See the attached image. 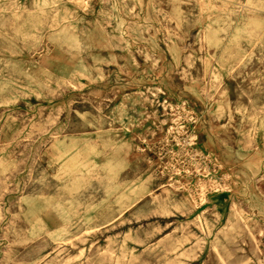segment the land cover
<instances>
[{
	"label": "rangeland",
	"instance_id": "374dc122",
	"mask_svg": "<svg viewBox=\"0 0 264 264\" xmlns=\"http://www.w3.org/2000/svg\"><path fill=\"white\" fill-rule=\"evenodd\" d=\"M0 264H264V0H0Z\"/></svg>",
	"mask_w": 264,
	"mask_h": 264
},
{
	"label": "bare ground",
	"instance_id": "6f19581e",
	"mask_svg": "<svg viewBox=\"0 0 264 264\" xmlns=\"http://www.w3.org/2000/svg\"><path fill=\"white\" fill-rule=\"evenodd\" d=\"M67 83H70V81H66Z\"/></svg>",
	"mask_w": 264,
	"mask_h": 264
}]
</instances>
